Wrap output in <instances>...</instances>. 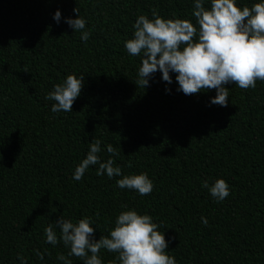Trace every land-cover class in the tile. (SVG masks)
I'll return each instance as SVG.
<instances>
[{
    "label": "trees",
    "instance_id": "obj_1",
    "mask_svg": "<svg viewBox=\"0 0 264 264\" xmlns=\"http://www.w3.org/2000/svg\"><path fill=\"white\" fill-rule=\"evenodd\" d=\"M259 0H236L251 6ZM194 0H0V264H83L44 229L63 216L90 217L94 239L109 235L126 210L148 214L177 264H264V81L247 90L227 84L226 107L215 90L185 95L157 71L138 87L142 57L130 56L139 15L189 19ZM87 41L65 21L78 14ZM210 7V0H205ZM61 12L60 22L53 17ZM83 76L73 111H51L45 96L67 75ZM100 140L101 161L112 158L123 175L146 173L150 194L121 189L90 165L76 166ZM111 144L118 152H107ZM131 164V167L128 165ZM229 185L212 197L217 179ZM206 218L208 223H202ZM43 254V259L36 252ZM90 255V253H89ZM101 249L102 264H119Z\"/></svg>",
    "mask_w": 264,
    "mask_h": 264
},
{
    "label": "clouds",
    "instance_id": "obj_2",
    "mask_svg": "<svg viewBox=\"0 0 264 264\" xmlns=\"http://www.w3.org/2000/svg\"><path fill=\"white\" fill-rule=\"evenodd\" d=\"M73 11L78 15L66 18L65 22L82 33L81 40L87 41L91 33L85 31L86 21L79 16L77 7ZM192 14L196 18L195 26L189 19L162 18L155 10L151 19L146 15L138 16L134 36L125 41L130 56L142 57L135 83L145 88L149 78L159 71L162 80L171 84L170 73H175L178 91L195 95L215 90L216 95L210 102L226 107L229 92L225 85L231 83L247 90L254 89L258 80L264 81V0L242 8L237 6L236 0H210V7H205V0H194ZM53 19L60 22L59 10ZM82 86L83 76L67 75L63 83L56 84L45 96L46 100L54 102L51 111H73V103ZM100 152V140L93 141L72 178L79 181L90 165H98L97 175L122 177L116 181L119 188L137 191L141 196L152 192L153 182L146 173L123 175L112 158L102 162ZM107 152L119 155L111 144L107 145ZM202 187L209 188L211 196L219 201L230 195L229 185L222 178L211 186L205 180ZM202 223L206 225L207 219L202 218ZM55 225L60 229L59 239L53 225L49 224L44 229L47 242L56 245L62 241L70 249L68 256L79 258L83 264H102L101 249L118 253L119 264H177L166 252L168 241L158 230L160 225L154 223L150 215L139 214L136 210L122 211L109 230L110 234L98 240L94 239L95 229L90 217L73 223L61 216ZM36 255L43 259L41 252L37 251ZM18 258L21 264H27L20 254ZM57 259L72 264L63 254Z\"/></svg>",
    "mask_w": 264,
    "mask_h": 264
}]
</instances>
